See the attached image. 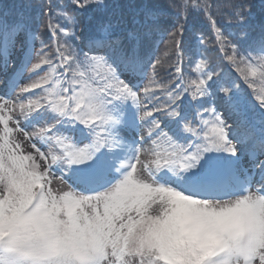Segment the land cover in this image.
Here are the masks:
<instances>
[{
  "label": "snow or ice",
  "instance_id": "6c2138e0",
  "mask_svg": "<svg viewBox=\"0 0 264 264\" xmlns=\"http://www.w3.org/2000/svg\"><path fill=\"white\" fill-rule=\"evenodd\" d=\"M256 9L0 5V264H264Z\"/></svg>",
  "mask_w": 264,
  "mask_h": 264
},
{
  "label": "trees",
  "instance_id": "16d2710c",
  "mask_svg": "<svg viewBox=\"0 0 264 264\" xmlns=\"http://www.w3.org/2000/svg\"><path fill=\"white\" fill-rule=\"evenodd\" d=\"M29 2L33 3L34 5L39 3V0H0V5H27ZM45 2H47V0H45ZM53 3H56L57 0H52ZM257 3V9L256 12L257 14H259V0H256ZM229 20V16L227 15V13H225V15L221 18V22L222 23H227ZM205 40H206V44L209 48L212 47V43H211V38L210 36L206 35L205 36ZM163 51H164V46L163 44L161 45V51L158 53V55L162 56L163 55ZM43 74V73H41ZM161 74L163 75V70H161Z\"/></svg>",
  "mask_w": 264,
  "mask_h": 264
},
{
  "label": "rangeland",
  "instance_id": "374dc122",
  "mask_svg": "<svg viewBox=\"0 0 264 264\" xmlns=\"http://www.w3.org/2000/svg\"><path fill=\"white\" fill-rule=\"evenodd\" d=\"M0 87H1V84H0ZM53 186L54 187H60V185L56 184L55 182H54V185Z\"/></svg>",
  "mask_w": 264,
  "mask_h": 264
}]
</instances>
